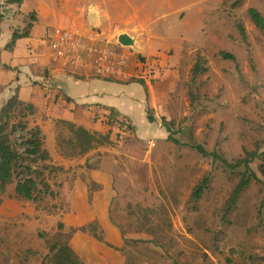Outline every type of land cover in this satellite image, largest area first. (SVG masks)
I'll return each mask as SVG.
<instances>
[{"label": "rangeland", "instance_id": "rangeland-1", "mask_svg": "<svg viewBox=\"0 0 264 264\" xmlns=\"http://www.w3.org/2000/svg\"><path fill=\"white\" fill-rule=\"evenodd\" d=\"M35 1L22 5L31 11L18 19L21 32L40 15L46 28L75 24L99 41L131 52L117 43L120 34H127L134 40L132 47L163 66L151 85L166 69H177L164 116L170 131L157 142L151 137L156 146L148 152L149 179L142 187L116 195L111 204L109 220L120 238L130 239L120 248L104 243L113 261L264 264V31L247 12L255 7L264 16V0H40L30 8ZM9 4L0 0V18L13 10L7 9ZM220 51L234 58H224ZM198 56L207 71L192 77ZM138 84L132 85L133 91L141 89ZM23 120L41 128L51 155L50 161L35 166L60 169L45 170L53 193L42 194L37 201L14 197L15 179L0 192V264H52L49 247L67 243L80 230L67 227L70 209L63 190L80 155L62 141L70 135L65 126L39 112ZM115 133L113 129L114 142L132 138V132H119L117 137ZM26 136L18 131L11 137L19 152ZM198 145L231 163L253 154L247 171L250 183L229 212L227 201L245 167L227 168L220 159L200 153ZM98 155L93 153L91 164ZM65 166L70 168L64 170ZM204 177L208 181L196 198L193 191Z\"/></svg>", "mask_w": 264, "mask_h": 264}, {"label": "crops", "instance_id": "crops-1", "mask_svg": "<svg viewBox=\"0 0 264 264\" xmlns=\"http://www.w3.org/2000/svg\"><path fill=\"white\" fill-rule=\"evenodd\" d=\"M39 1L28 6L35 8ZM24 2L10 3L7 9L12 7L13 10L0 18V108L17 93L21 101L32 103L35 112L46 115L49 120H69L91 131H105V123L93 114L107 112L105 107L129 119L133 129L122 132H132V138L117 142L112 138L111 147L99 146L80 155V162L72 165L68 178L63 181L65 202L70 209L67 227L78 228L95 220L103 230L105 242L120 248L123 239L109 220V210L116 195L142 187L149 179L148 152L156 146L158 139L166 137L167 130L161 117L169 111L167 93L176 83L177 69H166L153 85L129 79L113 81L75 75L45 54L46 26L40 15L31 21L28 33L17 38L12 48H7L13 31L21 32L17 29L18 19L26 18L31 11L22 6ZM126 47L132 50L127 53L128 70L133 71L137 56L145 55L135 47ZM134 83H139L141 89L133 91ZM147 109L154 121H149ZM151 137L156 138V142ZM94 151L99 155L91 164ZM63 160L62 163H66L67 159ZM65 167L64 170L70 168ZM74 232L68 243L85 264H123L113 261L112 251L104 246L105 242L78 229ZM116 260L119 261V257L116 256Z\"/></svg>", "mask_w": 264, "mask_h": 264}, {"label": "trees", "instance_id": "trees-1", "mask_svg": "<svg viewBox=\"0 0 264 264\" xmlns=\"http://www.w3.org/2000/svg\"><path fill=\"white\" fill-rule=\"evenodd\" d=\"M22 1L23 0H8L9 3L15 2L18 4H21ZM247 12L254 25L264 31V16L262 13L255 7H249ZM28 29L24 32L14 30L11 40L6 47L12 48L15 40L26 35ZM220 54L224 58H234V55L228 52L220 51ZM137 57L142 60L144 59V56L141 55ZM206 71L207 66L203 64L202 58L198 56L191 68L192 77H197ZM135 81L146 85L142 80L135 79ZM104 109L109 113L107 122L109 128L103 132L88 130L81 125L65 119L54 120V123L65 126L70 132L68 138L62 141L72 150H77V155H83L99 146L111 144L114 136L112 134L113 129H116L117 133L133 129L128 118L125 116L120 117L118 112L112 108L105 107ZM34 113V105L29 102L21 101L17 93L12 95L0 108V192H4L6 187L15 179L13 196L25 200L37 201L42 194L51 195L53 193L45 177V170L60 168L58 166H49L48 164H43L41 169L35 166V164L40 162L46 163L50 161L51 155L44 147V134L41 128L37 124L29 127L27 121L23 120L32 116ZM147 113L149 121H154L155 118L150 114V109H147ZM17 118L20 119L11 122V119ZM94 118H97V114L94 115ZM161 122L169 132L170 130L166 126L167 122L164 116L161 117ZM18 131L24 132L27 135L24 140L19 143V145L23 147L21 152L13 146L11 139L12 135ZM117 133H115L116 137ZM59 142L57 137L56 143L58 144ZM196 149L203 155H212L214 159H220L222 164L227 168L236 169L244 165L245 171L242 173L239 182L232 190L227 201V212H229L236 205L240 193L250 183L251 177L247 171L250 170L249 162L253 158V154L248 153L246 158L237 159L231 163L219 156L216 152H207L199 145L196 146ZM251 175L257 179L255 174L251 173ZM207 181L208 177H204L201 184L196 186L193 191V195L196 198L200 196ZM79 229L89 233L98 241L105 242L103 230L97 221L93 220L88 222L80 226ZM97 229H99V231H96ZM122 238L125 243L130 241V239H126L123 235ZM131 241L134 243L144 240L132 239ZM49 251L52 253L50 256V262L52 264H85L79 259L68 242L62 244L54 243L49 247Z\"/></svg>", "mask_w": 264, "mask_h": 264}, {"label": "built area", "instance_id": "built-area-1", "mask_svg": "<svg viewBox=\"0 0 264 264\" xmlns=\"http://www.w3.org/2000/svg\"><path fill=\"white\" fill-rule=\"evenodd\" d=\"M43 38L50 57L63 69L77 75L113 81L135 78L145 84L161 76L163 66L159 59L149 60L144 57L142 60L137 57L133 71H129V53L115 49L107 41L97 40V35L75 24L46 28ZM108 114L107 111L97 115L107 128Z\"/></svg>", "mask_w": 264, "mask_h": 264}, {"label": "water", "instance_id": "water-1", "mask_svg": "<svg viewBox=\"0 0 264 264\" xmlns=\"http://www.w3.org/2000/svg\"><path fill=\"white\" fill-rule=\"evenodd\" d=\"M117 43L121 44L122 46H131L134 43L133 38H131L127 34H120L117 39Z\"/></svg>", "mask_w": 264, "mask_h": 264}]
</instances>
